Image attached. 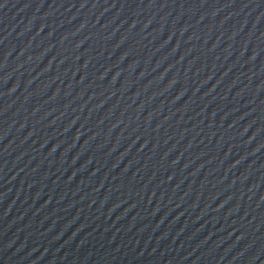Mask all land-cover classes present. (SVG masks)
<instances>
[{"label": "water", "instance_id": "water-1", "mask_svg": "<svg viewBox=\"0 0 264 264\" xmlns=\"http://www.w3.org/2000/svg\"><path fill=\"white\" fill-rule=\"evenodd\" d=\"M0 264H264V0H0Z\"/></svg>", "mask_w": 264, "mask_h": 264}]
</instances>
